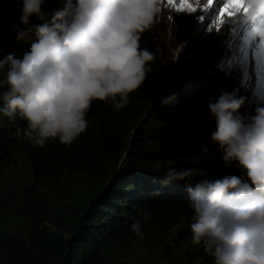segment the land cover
Wrapping results in <instances>:
<instances>
[{
  "label": "trees",
  "instance_id": "16d2710c",
  "mask_svg": "<svg viewBox=\"0 0 264 264\" xmlns=\"http://www.w3.org/2000/svg\"><path fill=\"white\" fill-rule=\"evenodd\" d=\"M54 1L46 0V11ZM21 8L19 0H0V60L9 54L22 58L30 50V43H17L12 28L19 23ZM32 22L40 23L35 18ZM183 22L181 18L172 27L179 39L189 31ZM157 38L150 31L142 36L141 47L154 53L155 60L141 89L130 95V103L117 110L110 100L94 101L86 131L70 146L58 140L48 141L45 149L33 146L24 135L27 121L0 113V220L12 215L29 229L26 242H21L0 227V264H154L159 257L157 264H180L178 255L183 252L196 264H214L203 246L192 243V233L185 241L183 236L174 237V229L192 214L187 182L165 185L163 178L172 166L208 173L221 169L215 178L246 176L238 164L224 163L219 146L207 133L215 122L206 102L219 96L221 77L206 88L201 82L194 86L200 74H210L203 67L216 59V45L205 40L197 52L184 49L165 78L157 72L162 55ZM3 76L0 70V79ZM207 76L212 79L213 73ZM190 78L195 79L187 84ZM160 91L175 97L170 104L191 123L186 129L175 126L184 123L171 122L162 107L158 116L143 119L149 108L158 106ZM187 103L192 121L184 109ZM206 143L209 156L194 154ZM136 221L141 223L140 234L132 231ZM139 248H152L153 258L137 257Z\"/></svg>",
  "mask_w": 264,
  "mask_h": 264
},
{
  "label": "clouds",
  "instance_id": "9594fccd",
  "mask_svg": "<svg viewBox=\"0 0 264 264\" xmlns=\"http://www.w3.org/2000/svg\"><path fill=\"white\" fill-rule=\"evenodd\" d=\"M19 2V23L12 28L17 43H30V50L22 58L9 54L0 60V113L27 121L24 135L33 146L45 149L50 140L70 146L86 131L94 101L110 100L120 110L141 89L155 54L140 42L160 21L162 0H64L63 8L51 12L44 8L46 0ZM248 6L246 13L226 14L224 21L238 23L231 40L236 37L244 59L245 51L252 56L247 61L254 62L252 77L262 90L258 75L264 68L257 66L255 53L264 42V0H248ZM214 10L219 17L220 6ZM233 25L231 34L236 31ZM206 103L216 126L213 143L224 163L238 164L246 176L210 178L200 168L172 166L163 184L187 182L192 243L202 245L214 264H264V107L241 117L245 101L229 92ZM132 231L141 233L140 221L133 223Z\"/></svg>",
  "mask_w": 264,
  "mask_h": 264
},
{
  "label": "rangeland",
  "instance_id": "374dc122",
  "mask_svg": "<svg viewBox=\"0 0 264 264\" xmlns=\"http://www.w3.org/2000/svg\"><path fill=\"white\" fill-rule=\"evenodd\" d=\"M180 3L181 0H174V3H169V0H162L161 13L159 15L160 21L158 20L156 25L154 26L155 30L154 27L150 30L151 33L155 34L158 37L157 43L159 48L162 46V55L160 57L161 61L157 69L158 76L167 78L168 75L173 72L175 64L182 55L184 49L192 47L195 48L193 49L194 52H197L198 48L200 49L205 46L203 44L205 40H207L208 42L214 41L216 48L214 50L215 52L213 53L218 54L217 60L213 63L214 67L213 65H209V68L203 67L205 72H209L210 68L214 69V73L212 76L213 78L211 79L210 76H207L212 73V70L209 72L210 74L206 75L207 77H203V74H200L199 77L196 78L197 84L194 86H198V84L201 82V85L203 84L206 88L207 86H210L213 81L218 80V78L221 77L219 93H221V91L233 93L237 98H243L245 101L244 105L239 111V115H241V117H248L249 115L255 114L257 108L264 107V89L258 90L255 86V81L252 77L254 62L250 63L249 61H247L248 58H252L250 53L247 54L249 56L245 57L244 59L243 54L238 49L239 45L236 37L233 39V41L231 40L232 36L237 33L239 28L236 20L232 19V21L236 24V31L234 34H231L235 30L233 22L231 23L226 19V23H223L222 25L218 24L220 17H217L218 12H215L214 9L217 7L219 8V5L221 4L220 2L215 4L212 7L211 11H206L209 0H189V3L193 6L194 9H196L195 11H190L187 8L181 10ZM63 7L64 0H55L53 5L50 7L49 12L54 9ZM172 15H175L174 19L176 24H178L179 20L183 18V25L189 27V31L187 30L184 36L180 39L178 38L177 31L171 29ZM204 16H207L206 21H202V18ZM188 21L190 22V26L188 25ZM33 39L35 38L33 37ZM224 54L226 55L224 56ZM196 68L200 69L199 66ZM257 72H259V68H257ZM258 77H260L264 82V69H261ZM192 79L190 78L187 84H191ZM203 80L206 81L203 82ZM168 93L169 92L162 94V91H160L161 96L157 98L158 106L156 108H154L155 106L152 107L154 109L149 108L146 116L143 119L147 118L149 120L150 118L158 116V108L162 107V109H164L166 112H169L170 117L168 116V118L172 120L171 122H176V119H178L181 123H184L175 126L184 125V128L186 129L187 126L191 123L187 124L186 119L180 118L178 116L180 111L174 110L172 108V104L166 105L163 103L164 100L171 96V94ZM256 100L262 101L258 102ZM184 107V109L188 110V114L186 116L192 121V117L189 114L191 106L189 105V103H187L184 105ZM215 127L216 126L210 127L208 132H206L208 134L212 133L213 131H215ZM208 147L209 146H207V143L202 144V148L195 149L194 154L200 152V154L203 153L206 156H209L210 153L208 150L210 149ZM119 167L120 162L119 164H117L116 168L118 169ZM218 171L220 172L221 169H211L209 171L210 178H215L218 175ZM184 215L185 214H183L182 216L184 217ZM191 216L192 214L186 215L180 226L174 229V237H178L179 235L183 236L182 241L191 238ZM0 227L8 235L19 239L21 242H26L25 235L27 231H29V229L26 228V224L23 223L22 225L21 223L16 222L12 215L8 216L6 219L0 220ZM182 229H185V233H179ZM201 248L202 245H199V249ZM145 255L153 258L154 253L152 251V248H139L137 257L140 256L142 257V259L146 260ZM157 255L159 254L157 253ZM178 256L180 264H191L193 262L191 261V258H193L191 257V254L183 252ZM157 262H160V257L156 259L154 264H157ZM196 262L197 260H195L193 264H196ZM142 263L143 261L141 262V264Z\"/></svg>",
  "mask_w": 264,
  "mask_h": 264
},
{
  "label": "snow or ice",
  "instance_id": "6c2138e0",
  "mask_svg": "<svg viewBox=\"0 0 264 264\" xmlns=\"http://www.w3.org/2000/svg\"><path fill=\"white\" fill-rule=\"evenodd\" d=\"M169 3H174V0H169ZM212 0H209L211 5ZM187 8L190 11H195L196 9L189 3V0H181L180 9ZM248 0H227V3L220 10L219 13V24H223L224 17L227 14L228 16H235L237 13H246L248 11ZM244 51V50H242ZM245 57H247V52L245 51ZM257 66L264 68V42H259L258 51L255 53Z\"/></svg>",
  "mask_w": 264,
  "mask_h": 264
}]
</instances>
